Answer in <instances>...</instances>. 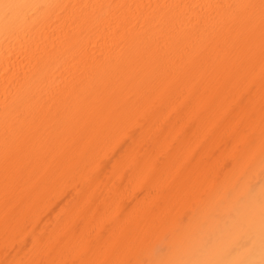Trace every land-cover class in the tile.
I'll use <instances>...</instances> for the list:
<instances>
[{
	"label": "bare ground",
	"instance_id": "bare-ground-1",
	"mask_svg": "<svg viewBox=\"0 0 264 264\" xmlns=\"http://www.w3.org/2000/svg\"><path fill=\"white\" fill-rule=\"evenodd\" d=\"M264 0H0V264H264Z\"/></svg>",
	"mask_w": 264,
	"mask_h": 264
},
{
	"label": "snow or ice",
	"instance_id": "snow-or-ice-1",
	"mask_svg": "<svg viewBox=\"0 0 264 264\" xmlns=\"http://www.w3.org/2000/svg\"><path fill=\"white\" fill-rule=\"evenodd\" d=\"M262 7H264V5H262Z\"/></svg>",
	"mask_w": 264,
	"mask_h": 264
}]
</instances>
